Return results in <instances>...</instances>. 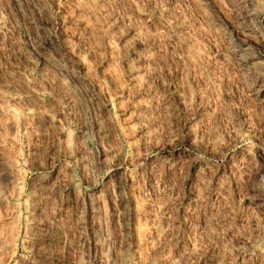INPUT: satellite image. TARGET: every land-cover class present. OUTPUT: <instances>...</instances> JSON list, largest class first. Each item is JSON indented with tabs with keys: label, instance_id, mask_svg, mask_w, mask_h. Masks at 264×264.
Masks as SVG:
<instances>
[{
	"label": "rangeland",
	"instance_id": "obj_1",
	"mask_svg": "<svg viewBox=\"0 0 264 264\" xmlns=\"http://www.w3.org/2000/svg\"><path fill=\"white\" fill-rule=\"evenodd\" d=\"M0 264H264V0H0Z\"/></svg>",
	"mask_w": 264,
	"mask_h": 264
}]
</instances>
